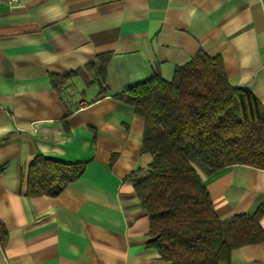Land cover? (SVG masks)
Wrapping results in <instances>:
<instances>
[{"label":"crops","instance_id":"1","mask_svg":"<svg viewBox=\"0 0 264 264\" xmlns=\"http://www.w3.org/2000/svg\"><path fill=\"white\" fill-rule=\"evenodd\" d=\"M199 51L264 105V0L0 5V264H170L147 244L135 191L150 173L144 121L115 95L170 80ZM36 155L84 170L55 196H29ZM201 180L221 221L264 206V169L231 164ZM219 264H264V240Z\"/></svg>","mask_w":264,"mask_h":264},{"label":"trees","instance_id":"2","mask_svg":"<svg viewBox=\"0 0 264 264\" xmlns=\"http://www.w3.org/2000/svg\"><path fill=\"white\" fill-rule=\"evenodd\" d=\"M115 98L133 105L144 121L150 173L135 191L149 218L147 244L162 260L219 264L232 249L264 240V206L221 221L201 180V173L231 164L264 169V105L229 82L220 57L199 51L170 80L155 74ZM83 170V163L36 155L27 195L55 196Z\"/></svg>","mask_w":264,"mask_h":264},{"label":"built area","instance_id":"3","mask_svg":"<svg viewBox=\"0 0 264 264\" xmlns=\"http://www.w3.org/2000/svg\"><path fill=\"white\" fill-rule=\"evenodd\" d=\"M21 0H0V5L5 3L8 5H15L17 3H19Z\"/></svg>","mask_w":264,"mask_h":264}]
</instances>
